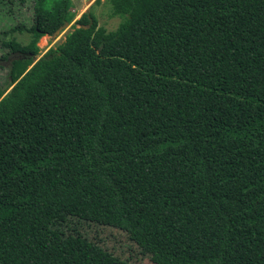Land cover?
Listing matches in <instances>:
<instances>
[{
	"label": "trees",
	"instance_id": "16d2710c",
	"mask_svg": "<svg viewBox=\"0 0 264 264\" xmlns=\"http://www.w3.org/2000/svg\"><path fill=\"white\" fill-rule=\"evenodd\" d=\"M101 1H98V3ZM35 0L0 92V225L34 205L153 264H264V0ZM0 264H61L0 242ZM68 264H127L84 240Z\"/></svg>",
	"mask_w": 264,
	"mask_h": 264
},
{
	"label": "rangeland",
	"instance_id": "374dc122",
	"mask_svg": "<svg viewBox=\"0 0 264 264\" xmlns=\"http://www.w3.org/2000/svg\"><path fill=\"white\" fill-rule=\"evenodd\" d=\"M72 4L71 12L75 14L73 23L64 27L55 39L53 36L40 39V52L36 61L51 48L62 44L72 31L73 24L88 11H92L99 25L108 31L116 30L121 22L120 17L113 16L105 0H72ZM34 6L35 0H0V92L10 84L12 61L22 56L11 53L8 45H28L32 40L26 30L33 24ZM84 240L95 243L127 264H153L151 258L142 253L125 231L80 221L39 205L24 210L14 219L0 225L1 243L61 264H68L77 256Z\"/></svg>",
	"mask_w": 264,
	"mask_h": 264
},
{
	"label": "water",
	"instance_id": "95a60500",
	"mask_svg": "<svg viewBox=\"0 0 264 264\" xmlns=\"http://www.w3.org/2000/svg\"><path fill=\"white\" fill-rule=\"evenodd\" d=\"M93 1V0H92ZM62 29L58 30L54 35L53 38L55 39L57 37V35H59L61 33Z\"/></svg>",
	"mask_w": 264,
	"mask_h": 264
}]
</instances>
